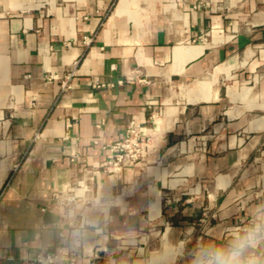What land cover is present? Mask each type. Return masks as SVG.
Returning <instances> with one entry per match:
<instances>
[{
	"label": "crops",
	"instance_id": "0c3cea01",
	"mask_svg": "<svg viewBox=\"0 0 264 264\" xmlns=\"http://www.w3.org/2000/svg\"><path fill=\"white\" fill-rule=\"evenodd\" d=\"M256 229L264 264V0H0V264H210Z\"/></svg>",
	"mask_w": 264,
	"mask_h": 264
},
{
	"label": "built area",
	"instance_id": "2783aa9c",
	"mask_svg": "<svg viewBox=\"0 0 264 264\" xmlns=\"http://www.w3.org/2000/svg\"><path fill=\"white\" fill-rule=\"evenodd\" d=\"M107 83L96 79L94 86L104 87ZM62 87H68L66 80L62 81ZM150 136L142 126L131 121L127 127L126 137L114 142L110 146L111 157L106 161L109 170L120 169L135 164L143 158L150 148ZM91 189V188H89ZM76 199L75 194L70 192L63 202L70 205ZM60 236L64 237L65 233L61 232ZM81 243L75 240L73 245L58 244L51 249H45L38 252L31 259H26L22 264H77L80 257L79 247Z\"/></svg>",
	"mask_w": 264,
	"mask_h": 264
},
{
	"label": "clouds",
	"instance_id": "9594fccd",
	"mask_svg": "<svg viewBox=\"0 0 264 264\" xmlns=\"http://www.w3.org/2000/svg\"><path fill=\"white\" fill-rule=\"evenodd\" d=\"M259 240V230H253L244 237L238 240L227 251L212 252L210 264H260L259 260L255 257H244V253L256 247Z\"/></svg>",
	"mask_w": 264,
	"mask_h": 264
}]
</instances>
